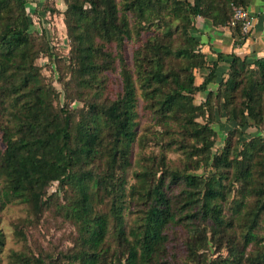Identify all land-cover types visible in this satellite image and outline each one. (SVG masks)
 <instances>
[{
    "label": "trees",
    "instance_id": "obj_1",
    "mask_svg": "<svg viewBox=\"0 0 264 264\" xmlns=\"http://www.w3.org/2000/svg\"><path fill=\"white\" fill-rule=\"evenodd\" d=\"M247 1L63 0L58 102L34 61L51 50L30 29L27 0H0V208L15 199L30 212L12 232L24 238L22 224L52 206L74 225L63 264H264V52L209 58L191 31L202 15L243 34L229 19ZM215 112L233 121L217 144ZM174 226L179 254L167 256ZM209 241L217 251L208 255ZM7 255V264L43 263L24 248Z\"/></svg>",
    "mask_w": 264,
    "mask_h": 264
},
{
    "label": "rangeland",
    "instance_id": "obj_2",
    "mask_svg": "<svg viewBox=\"0 0 264 264\" xmlns=\"http://www.w3.org/2000/svg\"><path fill=\"white\" fill-rule=\"evenodd\" d=\"M27 9L29 10L31 16L30 29L34 33H39L40 30L44 31L45 37L49 44V49L51 50V57H48L46 53H39L35 56L34 61L39 65V72L42 79L49 81L57 89V101L62 102L64 99L62 93V79L60 75V70L62 74L67 76V70L65 67L66 52L68 47L67 38L64 31V23L61 20V9L64 6L63 0H34V2H26ZM47 8V9H46ZM52 8V11L48 10ZM191 31L195 34L196 30L191 28ZM196 35V34H195ZM136 42L133 39H128L125 42V55L129 59L131 43ZM110 84H115L116 71L106 70ZM200 71L196 70L194 73L195 80L199 79ZM203 96V90H196L194 92V98L196 100ZM69 105H80L81 99L76 97H71L68 100ZM137 127L141 131L143 125L146 124L147 118L144 114L136 115ZM233 123L232 119L225 117L222 112H215L214 119L211 122L213 128L215 129L214 144H217L222 140L225 134V129ZM155 128L158 127L156 124ZM243 135H247L249 132H255L253 126H249L245 129ZM249 131V132H248ZM152 146L156 149V145L149 144L147 146ZM167 156L170 161L178 162V151L177 150H167ZM134 166V162L127 167V174L129 175L130 169ZM126 176L128 177V175ZM129 178V177H128ZM131 179V178H129ZM55 186V180L50 181L46 189H53ZM60 195L61 191H57ZM25 214H30L24 202L20 200L11 199L6 201L0 208V228L3 231V243L0 248V264H7V254L9 250L12 249H26L30 250L33 254H38L43 257L42 264H63L65 262V256L63 251L67 249V246L71 244V237L74 233V225L72 222L57 213L52 206L43 207L37 214L32 216V218L22 224V229L24 232V238L18 237L12 232V220H15L18 216H24ZM129 212L126 214L131 215ZM176 239L171 238L170 242L175 241V245H169L167 241L166 255L171 253V255L177 256L179 254V248L181 238L179 236L180 230L182 228L174 226ZM178 240V242H177ZM214 250V251H213ZM215 250L214 243L208 242L206 252L207 254H213ZM219 251L224 252V248L221 246Z\"/></svg>",
    "mask_w": 264,
    "mask_h": 264
},
{
    "label": "crops",
    "instance_id": "obj_3",
    "mask_svg": "<svg viewBox=\"0 0 264 264\" xmlns=\"http://www.w3.org/2000/svg\"><path fill=\"white\" fill-rule=\"evenodd\" d=\"M34 2V0H27ZM245 8L251 16L250 24L243 34H232L227 23L214 24L202 15L194 16L195 34L202 40L201 48L209 58L215 56L214 50L233 49L247 58L264 52V0H248ZM234 38V40H233ZM225 62L219 61L218 69L225 68Z\"/></svg>",
    "mask_w": 264,
    "mask_h": 264
},
{
    "label": "built area",
    "instance_id": "obj_4",
    "mask_svg": "<svg viewBox=\"0 0 264 264\" xmlns=\"http://www.w3.org/2000/svg\"><path fill=\"white\" fill-rule=\"evenodd\" d=\"M236 18H239L241 21V30H247L250 24L251 16L245 7H240L236 5L233 6V14L232 17L229 19V23H233Z\"/></svg>",
    "mask_w": 264,
    "mask_h": 264
}]
</instances>
